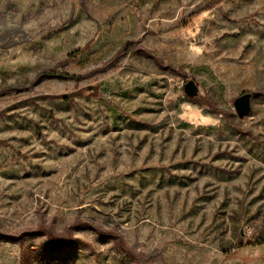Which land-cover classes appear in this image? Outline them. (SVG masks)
Here are the masks:
<instances>
[{"label":"rangeland","instance_id":"374dc122","mask_svg":"<svg viewBox=\"0 0 264 264\" xmlns=\"http://www.w3.org/2000/svg\"><path fill=\"white\" fill-rule=\"evenodd\" d=\"M0 264H264V0H0Z\"/></svg>","mask_w":264,"mask_h":264},{"label":"water","instance_id":"95a60500","mask_svg":"<svg viewBox=\"0 0 264 264\" xmlns=\"http://www.w3.org/2000/svg\"><path fill=\"white\" fill-rule=\"evenodd\" d=\"M184 91L190 97L194 98L199 94V86L194 79H190L184 83ZM251 92H244L234 100V107L240 119H244L251 113Z\"/></svg>","mask_w":264,"mask_h":264}]
</instances>
